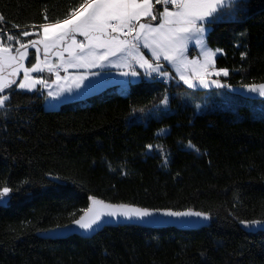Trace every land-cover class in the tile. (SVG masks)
Instances as JSON below:
<instances>
[{"label": "trees", "instance_id": "1", "mask_svg": "<svg viewBox=\"0 0 264 264\" xmlns=\"http://www.w3.org/2000/svg\"><path fill=\"white\" fill-rule=\"evenodd\" d=\"M79 2L0 0V28L16 34L43 23L45 9L50 20L63 18ZM207 45L223 50L216 68L229 75L218 78L222 83L234 90L264 83V0H251L234 22L212 25ZM164 68L173 80L142 77L121 94L105 91L57 111L45 110V90H5L10 100L0 109V186L21 190L0 205V264H264V230L240 223L264 220V119L247 106L239 108L241 116L217 109L199 114L202 96ZM168 94L172 112L146 116L145 123L132 117ZM165 127L170 132L157 137ZM189 140L199 153L186 148ZM149 143L163 145L167 165L155 150L145 154ZM92 196L208 212L210 224L193 231L107 226L91 238L54 236L73 226Z\"/></svg>", "mask_w": 264, "mask_h": 264}, {"label": "snow or ice", "instance_id": "2", "mask_svg": "<svg viewBox=\"0 0 264 264\" xmlns=\"http://www.w3.org/2000/svg\"><path fill=\"white\" fill-rule=\"evenodd\" d=\"M250 3L251 0H80L63 18L50 20L45 9L44 22L38 26L26 25L16 34L0 28V109L5 108L10 100V95L4 94L5 90L17 84L21 73L19 89L30 92L46 89L47 97L52 99H59L74 89L86 88L85 81L100 75L94 69H126L120 72L121 76L138 78L142 75L137 70L139 68L146 76L155 73L159 77L172 78L162 62H167L189 89L231 88L219 79H212L213 76L227 77L229 70L216 68V56L223 50L208 47L207 35L214 24L236 21L240 13L249 9ZM3 21L0 14V23ZM14 27L20 29V25ZM37 27L41 32L28 30ZM34 34L38 38L24 42L23 38ZM193 43L199 54L189 58V46ZM29 48L35 49L31 66L26 65ZM141 49H147L151 59ZM246 55V52L241 54L242 58ZM70 68L83 71L61 75V70L68 73ZM45 72L54 75L55 79H45L42 75ZM135 82V79H129L125 85ZM242 87L248 93L264 98V83L244 84ZM160 103L167 106L168 97L165 96ZM195 107L199 110L201 105ZM135 111L133 109V113ZM261 118L264 119V112ZM167 134V129H161L157 137ZM144 147L145 154L155 150L167 165L169 154L163 145L149 143ZM186 148L197 153L200 151L190 140ZM109 169L114 170L110 163ZM20 190V187L14 189L7 184L0 186V205L7 206L13 194ZM90 200V206L72 220V225L84 233H94L120 219L147 221L160 216L189 222L193 217L204 221L211 219L210 213L191 209H149L127 203L113 204L95 196ZM240 223L245 228H264V220Z\"/></svg>", "mask_w": 264, "mask_h": 264}, {"label": "rangeland", "instance_id": "3", "mask_svg": "<svg viewBox=\"0 0 264 264\" xmlns=\"http://www.w3.org/2000/svg\"><path fill=\"white\" fill-rule=\"evenodd\" d=\"M29 31H32L34 33H37V31L41 32V30L39 28L30 29ZM32 52L35 53V49L29 48V57H28V61H26L27 66H31ZM144 54L146 57H148L146 53H144ZM198 54H199V49L196 47V45L194 43L191 44L189 46V53H188L189 58H195L198 56ZM222 55H223V51H222V53L217 54L216 59ZM41 58H43V55H41ZM162 63L164 65L167 64V62H162ZM167 65L171 68L177 82L183 83V81H180L178 79V77L176 76L175 70L169 64H167ZM139 70H142V69H139ZM46 73L47 72L42 74L45 79H47L45 76ZM22 75L23 74L21 73L20 78L17 79V84H14L17 86L18 90H21L18 88V84H19L20 80H22ZM33 75H37V74H33ZM52 76H53V80H54L55 76L54 75H52ZM220 77H224V76H220ZM220 77L213 76L212 79H218ZM170 79H173V76ZM98 82H100V81H98ZM122 83H121V85H122ZM128 86H129V84L127 86L125 85V86L119 87V88H117V90L113 89V91H109V92L110 93L116 92V93L121 94V93H123V91H125L127 89ZM123 87H126V88H123ZM21 91L30 92L27 90H21ZM45 92L47 94L46 89H45ZM73 92H75V91H73ZM73 92H71V93L66 92L59 99H52V98L47 97L46 101H45V105H44L45 110L46 111H57L58 109H60V107L63 104L68 103L70 101H74V99L78 98L80 94L79 93L76 94ZM76 95H78V96L76 97ZM199 95H201L202 98L205 100V103L203 105H201V108L198 110L199 114L203 113L209 109H212V110L217 109V110H222V111H231L235 115L241 116L242 114L239 110V108L241 106L249 107L251 112H252V115L256 118H261V113L264 112V100L255 101V100L247 99L243 95H241L239 92H237L236 90H234L232 88H216V89H213L210 91L199 93ZM166 96L169 99V104L167 106H164L160 103L158 106L152 108L151 110H147V111H143V112H137L132 117L137 119L138 122H144L145 121L144 117H146V116L147 117L148 116L155 117L159 113L172 112L173 109L171 107V96L169 94ZM162 129H167L168 133L170 132V128H168V127H165ZM246 229H253V228H246Z\"/></svg>", "mask_w": 264, "mask_h": 264}, {"label": "water", "instance_id": "4", "mask_svg": "<svg viewBox=\"0 0 264 264\" xmlns=\"http://www.w3.org/2000/svg\"><path fill=\"white\" fill-rule=\"evenodd\" d=\"M187 87V85H185ZM188 88V87H187ZM216 89L215 86L211 88H196V89H191L195 92L198 93H203L206 91H210ZM239 92L241 95H243L245 98L250 99V100H255V101H261L264 100V98L259 97L257 94L254 93H248L246 89L238 88L236 90ZM194 211V210H193ZM210 224V220L204 221V220H198L197 218L193 217L191 218V221H186V220H176L174 218L170 217H163L160 216L158 218H148L147 221H128L124 219H120L119 221L115 222H110L103 226L102 228H99L96 232L94 233H84L82 230H78L74 225L71 228H66V229H58L54 232V236L56 237H65L71 234L72 232H76L81 234L82 236L86 238H91L95 234H97L100 230H102L104 227L107 226H127V225H134V226H139V227H145V228H154V229H165V228H175L181 231H193V230H198L200 228L206 227ZM254 229L256 230H264V228L261 227H255Z\"/></svg>", "mask_w": 264, "mask_h": 264}, {"label": "crops", "instance_id": "5", "mask_svg": "<svg viewBox=\"0 0 264 264\" xmlns=\"http://www.w3.org/2000/svg\"><path fill=\"white\" fill-rule=\"evenodd\" d=\"M77 39H82V37H77ZM144 53L147 54L148 58L151 59V54L149 51L146 49H142ZM167 65V64H165ZM168 66V65H167ZM126 69H117V68H104L103 70L101 69H94L93 71H97L100 73L99 76L96 77H90L89 80L85 81V85H87L86 88H80V89H74L75 92L73 93H79V97L74 99V101H81L88 99L94 95H98L100 93H103L105 91H113V89L117 90V88L125 86V82L128 81L129 79H135L136 82H139L142 77H147L146 75H143V71L137 69L142 73V75L138 78H130V77H124L120 75L121 71H124ZM78 71H83V70H78V69H69L68 73H65L61 70V75H70V74H76ZM155 74V73H153ZM150 77V76H148ZM100 81V82H98ZM123 82V83H122ZM122 83V85H121ZM134 84V83H132ZM130 85V84H129ZM126 88V87H123ZM128 88V87H127ZM78 95H76L77 97ZM73 100V99H72ZM73 102V101H70Z\"/></svg>", "mask_w": 264, "mask_h": 264}, {"label": "built area", "instance_id": "6", "mask_svg": "<svg viewBox=\"0 0 264 264\" xmlns=\"http://www.w3.org/2000/svg\"><path fill=\"white\" fill-rule=\"evenodd\" d=\"M151 78H152L153 80H156V81L167 82V79H166V78H164V77H159V76H157L156 74H154Z\"/></svg>", "mask_w": 264, "mask_h": 264}]
</instances>
